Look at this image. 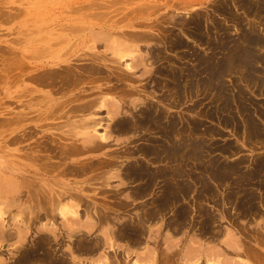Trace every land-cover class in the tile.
<instances>
[{"label":"rangeland","instance_id":"374dc122","mask_svg":"<svg viewBox=\"0 0 264 264\" xmlns=\"http://www.w3.org/2000/svg\"><path fill=\"white\" fill-rule=\"evenodd\" d=\"M1 215L2 264H264V0H0Z\"/></svg>","mask_w":264,"mask_h":264},{"label":"bare ground","instance_id":"6f19581e","mask_svg":"<svg viewBox=\"0 0 264 264\" xmlns=\"http://www.w3.org/2000/svg\"><path fill=\"white\" fill-rule=\"evenodd\" d=\"M256 41H252L251 40V42H255L256 44L257 43H259L258 42V39H255ZM251 51V53L250 54H252V52H253V50H250ZM248 52V51H247ZM25 57H28V56H25ZM23 60V59H22ZM248 60H250L249 58H248ZM21 61V60H20ZM98 61V60H97ZM100 61V60H99ZM239 60L238 59H236L235 61H234V63L236 64L237 62H238ZM19 62V61H18ZM23 62V61H22ZM26 62V61H25ZM101 62V61H100ZM245 62H247V59H245ZM98 63V62H97ZM233 63V62H232ZM233 63V64H234ZM22 64H25V63H22ZM103 64V63H102ZM73 65V64H72ZM17 65H15V67H16ZM22 66V65H21ZM26 66H27V64H26ZM75 66V65H74ZM65 67V66H64ZM93 68V67H92ZM64 69V68H63ZM69 69V68H68ZM67 69V71L69 72V70ZM73 69V68H72ZM78 69V68H77ZM81 69V68H80ZM13 70V69H12ZM58 70V69H57ZM66 70V69H65ZM64 70V71H65ZM74 70V69H73ZM76 71V70H75ZM248 71V70H247ZM49 72V71H48ZM51 72V71H50ZM53 72V71H52ZM56 72V71H55ZM58 72V71H57ZM70 72H73V71H70ZM98 72V71H97ZM62 73V72H61ZM61 73H59V77L62 75ZM54 74V73H53ZM56 74V73H55ZM58 74V73H57ZM61 74V75H60ZM72 74V73H71ZM37 75H40V74H37ZM42 75V76H41ZM41 75H40V77H42V79H40L38 76V79H40L41 81H44L45 79H47L48 80V77L50 76V74H49V76H48V73H46L45 71L43 72H41ZM68 75V74H67ZM72 75H74V77L76 76V73H73ZM71 75V76H72ZM56 76V75H55ZM63 76V75H62ZM65 76V75H64ZM79 76V75H78ZM53 77V76H52ZM59 77H58V79H59ZM69 77V76H68ZM80 77V76H79ZM29 78V77H28ZM32 78V77H31ZM62 78H64V77H62ZM61 78V79H62ZM246 78L249 80H251L253 83H256L258 86L261 84L260 83V81L259 80H255V77H254V75L251 73V72H249L248 71V74L246 75ZM37 79V78H36ZM38 79H37V81H38ZM54 79L55 78H53V81H54ZM57 79V78H56ZM58 79H57V81H58ZM66 79H68V78H66ZM79 79V78H78ZM26 80V79H25ZM34 80V79H33ZM33 80H31V81H33ZM47 80L45 81V82H47ZM64 80H65V78H64ZM72 79H70V81H71ZM77 80V79H76ZM34 81H36V80H34ZM36 81V82H37ZM56 81V80H55ZM61 82L63 81V80H60ZM69 81V82H70ZM73 81V80H72ZM78 81V80H77ZM76 81V82H77ZM51 82H52V79H51ZM65 82V81H64ZM64 82H62L63 84L62 85H64ZM38 83V82H37ZM54 83V85L56 84L55 82H53ZM53 83L51 84V85H53ZM66 83H67V81H66ZM48 84H49V82H48ZM68 84V83H67ZM75 84V83H74ZM44 85H46L45 83H44ZM50 85V84H49ZM49 85H47V86H49ZM50 85V86H51ZM58 85H59V83H58ZM61 85V84H60ZM66 85V84H65ZM70 85V84H69ZM68 85V86H69ZM39 86H40V83H39ZM42 86H43V84H42ZM67 86V85H66ZM66 86H65V88H66ZM46 87V86H45ZM53 87V86H52ZM56 87H57V85H56ZM59 88H61V87H59ZM69 88H70V86H69ZM64 89V88H63ZM68 89V88H67ZM58 90V89H57ZM64 90H66V89H64ZM73 90V89H72ZM60 91H61V89H60ZM68 91V90H67ZM55 92H57V91H55ZM54 92V93H55ZM58 92H59V90H58ZM67 93V92H66ZM58 94V93H57ZM60 94V93H59ZM40 97V96H39ZM76 98V97H75ZM33 99V98H32ZM71 100H73V98L71 99ZM107 101H109V100H107ZM112 101V100H111ZM224 101H226V102H228V100H224ZM90 102H92L93 103V101H90ZM88 103V105L90 106V103L89 102H87ZM112 103V102H111ZM115 102H113V104H114ZM223 104V103H222ZM221 104V105H222ZM85 105V104H84ZM88 105H85V106H87L88 107ZM110 106H112L111 104H109ZM117 105V104H116ZM51 106V105H50ZM62 106V105H61ZM68 106V105H67ZM73 106H76V105H73ZM85 106H80V107H84L83 109H86L85 108ZM77 107H79V106H77ZM92 107V106H91ZM113 107V106H112ZM114 107H115V105H114ZM223 107V106H222ZM60 108V107H59ZM72 108V107H71ZM75 109L76 110H71L73 113L74 112H76V111H78L79 110V108L77 109L76 107H75ZM80 110V112H82V111H85V110ZM89 109H90V107H89ZM112 109V108H111ZM227 109V108H226ZM88 110V109H87ZM55 111H57V109L55 110ZM71 112V113H72ZM153 114H148V116L146 117V119L145 120H142L143 122H145V121H153L154 119H156L154 116H152ZM232 118V117H231ZM231 118H227V119H225L224 120V123H226V124H230V123H233L234 122V120L233 119H231ZM248 119V121H249V126H250V128L252 129V134L253 135H258V129H259V127H258V124H257V122L256 121H254L252 118H250V116H249V118H247ZM171 121V120H170ZM171 125V124H170ZM122 126V128H124V129H128L129 127H130V124L128 123V122H124L123 123V125H121ZM89 141V140H88ZM157 141V140H156ZM75 142V141H74ZM85 143H87V142H85ZM74 145V144H73ZM159 146V145H158ZM154 148H152V149H148V150H146L145 151V153L147 152V153H149V154H152V152L154 153V154H159V149H158V147H156L155 148V145L153 146ZM177 148V147H176ZM151 150H152V152H151ZM142 151H144L143 149H142ZM171 151H173V147H170V148H168L167 149V152L168 153H171V154H169L168 155V153H167V155H168V157H169V160H170V157H171V155H173L172 154V152ZM148 154V155H149ZM153 155V154H152ZM151 155V156H152ZM39 156V155H38ZM37 156V157H38ZM173 157V156H172ZM42 158V157H41ZM29 159V158H28ZM31 159V158H30ZM44 159H46V158H44ZM32 160V159H31ZM35 161V160H34ZM33 161V162H34ZM43 161V160H42ZM39 162V161H38ZM40 163H41V161H40ZM49 165V164H48ZM44 166V165H43ZM51 167V166H50ZM143 167V166H142ZM55 168V167H54ZM52 169V168H51ZM69 169V168H68ZM138 169V168H137ZM137 169H136V171H137ZM144 169V168H143ZM147 169V168H146ZM146 169H144V170H146ZM56 170V169H55ZM148 170V169H147ZM255 170V169H254ZM257 170V169H256ZM259 170V169H258ZM257 170V171H258ZM261 171H262V169H260ZM48 170H47V168L46 167H44V168H36V167H34L33 168V166H32V163L30 162H26V161H17L16 162V167L13 169V171L11 172V175H12V177H13V183H12V188H13V190H14V192L16 193V195H17V197H20L19 195L20 194H23L24 193V197L21 195V198H22V200L23 201H25L24 203L26 204H29V206L31 205V208L29 209L30 211H31V214H35L37 217H39V219H40V215H42V217H43V214L44 215H48V214H50L51 212H53V210H54V208L52 209V208H50V205H49V208L47 207V206H45V207H40V205H42V206H44L43 204L44 203H46V202H48L49 200L48 199H52V197H56L57 196V193H54V192H49L48 190H46V187H45V179H46V177H48L49 176V172L51 171V170H49L48 172H47ZM54 171V170H53ZM65 171H66V169H65ZM64 171V172H65ZM139 171H140V174H144V172L142 171V169L140 168L139 169ZM149 171V170H148ZM63 172V173H64ZM70 172H72V170H70ZM170 171H168V173H169ZM254 172V171H253ZM252 172V173H253ZM137 173V172H136ZM168 173H166V174H168ZM255 173V172H254ZM258 173V172H257ZM58 174V173H57ZM146 174V173H145ZM256 174V173H255ZM138 175V174H137ZM158 175V174H157ZM171 175V174H170ZM251 175V174H250ZM253 175V174H252ZM139 176V175H138ZM168 176V175H167ZM170 177V176H169ZM168 179V178H167ZM169 182H170V180H169ZM35 187H39L38 189H36ZM171 188V187H170ZM171 191V190H170ZM68 192V191H67ZM171 193V192H170ZM61 195H63V194H61ZM61 195H60V197H61ZM73 196V195H72ZM171 196V195H170ZM13 197V196H12ZM21 198L19 199L20 201H21ZM77 198V197H76ZM18 199H16V200H18ZM53 199H55V198H53ZM78 199V198H77ZM16 200H15V202H16ZM19 201V202H20ZM55 201V200H54ZM13 202V201H12ZM14 202V203H15ZM50 203V202H49ZM59 203V202H58ZM57 203V204H58ZM16 204H17V202H16ZM56 204V203H55ZM46 205V204H45ZM55 206V205H54ZM59 206V205H58ZM20 208V207H19ZM57 208V207H56ZM55 208V209H56ZM18 210V209H17ZM25 210V209H24ZM58 210V209H57ZM64 210H66V209H64ZM23 211V210H22ZM57 212V211H56ZM70 212H72V210H70ZM58 213V212H57ZM63 213H65V212H63ZM72 214H74V212L72 213ZM26 216V215H25ZM45 217V216H44ZM43 217V218H44ZM48 217V216H47ZM3 218L4 217H2V215H1V217H0V238H2V237H5L4 239H6V236L7 237H11V238H14V236H15V232L14 233H12V232H10V231H6L5 229H4V227L3 226H1V224H3V222H2V220H3ZM13 218H14V216H13ZM23 218V217H22ZM14 219H16V218H14ZM14 219H12V220H14ZM24 220V219H23ZM15 222H17V221H15ZM21 222H22V220H21ZM13 223V222H12ZM11 223V224H12ZM23 224V223H22ZM26 224V223H25ZM16 225H17V223H16ZM22 226V225H21ZM24 226V225H23ZM16 227V226H15ZM20 227V226H19ZM7 228V227H6ZM25 228V227H24ZM19 230V229H18ZM17 232H19V231H17ZM19 233H21V232H19ZM230 234V233H229ZM18 235V236H17ZM16 236L17 237H19V235H22V234H17ZM20 238H23L22 236L20 237ZM20 238H18V240L20 239ZM8 240V239H7ZM22 240V239H21ZM20 241V240H19ZM24 241V240H23ZM21 242V241H20ZM169 244V243H168ZM42 245V244H41ZM171 245V244H170ZM241 245V244H240ZM36 247H37V245H36ZM40 247V246H39ZM168 248V247H167ZM172 249V248H171ZM38 250V249H37ZM37 250H31V252H29L28 250V252H26V249L24 250L26 253H24L25 255L23 256V259L21 260L20 259V264H34V261L36 260H38V259H40V260H38V261H40L41 262V257L40 258H37L39 255L37 254ZM44 250V249H43ZM47 249H45V251H46ZM167 250V249H166ZM197 250V249H196ZM170 251V250H169ZM173 251V250H172ZM249 251H250V249H249ZM23 253V252H22ZM41 253V252H40ZM47 253V252H46ZM171 253H173V252H171ZM45 254V253H44ZM56 254V253H55ZM170 254V253H169ZM252 254H253V252H252ZM21 255H23V254H21ZM47 255H49V254H47ZM46 255V256H47ZM50 255H52V254H50ZM146 256V255H145ZM172 256V255H171ZM170 256V257H171ZM44 257V256H43ZM59 257V256H58ZM58 257H57V259H58ZM141 257H143V256H141ZM169 257V258H170ZM144 258V257H143ZM142 258V259H143ZM52 259V258H51ZM55 259H56V255H55ZM146 259V258H145ZM155 259V258H154ZM19 260V259H18ZM43 260V259H42ZM45 260L47 261V260H49V259H46L45 258ZM53 261V260H52ZM61 261V260H60ZM141 261V260H140ZM48 262V261H47ZM51 262V261H50ZM54 262V261H53ZM154 262V261H153ZM1 263V262H0ZM45 263V262H44ZM44 263H42V264H44ZM59 263V262H58ZM2 264V263H1ZM17 264H19L18 262H17ZM46 264V263H45ZM49 264V263H48ZM68 264H70V263H68Z\"/></svg>","mask_w":264,"mask_h":264}]
</instances>
